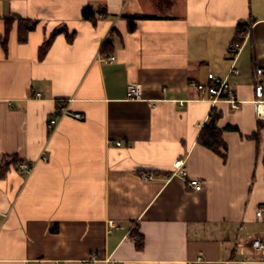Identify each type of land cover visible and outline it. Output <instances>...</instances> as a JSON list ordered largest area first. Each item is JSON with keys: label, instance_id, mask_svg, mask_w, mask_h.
I'll list each match as a JSON object with an SVG mask.
<instances>
[{"label": "crops", "instance_id": "crops-1", "mask_svg": "<svg viewBox=\"0 0 264 264\" xmlns=\"http://www.w3.org/2000/svg\"><path fill=\"white\" fill-rule=\"evenodd\" d=\"M88 5L106 13L85 20ZM158 7L0 0V167L5 157L33 165L29 173L11 165L0 176V264H81L93 256L95 264H264L251 248L264 238V216L256 215L264 204V122L255 104L264 0ZM141 14L156 17L130 18ZM249 20L232 56L237 25ZM28 23L35 28L22 39ZM209 72L228 78L239 110L191 86ZM131 83L143 88L140 99L128 98ZM215 113L227 147L219 151L199 139ZM179 158L204 182L201 191L173 173ZM150 171L158 176L141 177Z\"/></svg>", "mask_w": 264, "mask_h": 264}, {"label": "built area", "instance_id": "built-area-1", "mask_svg": "<svg viewBox=\"0 0 264 264\" xmlns=\"http://www.w3.org/2000/svg\"><path fill=\"white\" fill-rule=\"evenodd\" d=\"M101 16L103 14L101 13ZM239 50V49H238ZM238 52H231L232 56H235ZM115 56L108 57V60L113 61ZM238 71L233 68L231 74H237ZM255 104H256V113L260 121L264 122V69L259 68L256 70L255 76ZM191 86L203 96L208 97L212 101H225L230 104L232 110H239L242 104V101L237 97L235 89L232 84L229 82L228 78H224L216 74L215 72H209L206 82L191 81ZM143 95V88L139 84L131 83L127 88V96L130 99H140ZM37 97H41L40 93L36 94ZM68 112L67 106H62L60 108L61 115H65ZM77 117L81 118L80 114H76ZM58 123V118H53L50 121V127H54ZM121 143L118 142V145ZM44 160L47 159L45 154L42 155ZM174 174L180 175L185 178L186 185L188 189L194 191H201L204 188V182L201 179L189 177V170L186 164L185 159L179 158L174 162ZM19 169L22 172H31L33 165L27 162H22L19 165ZM141 177L145 180H153L158 176L156 171L143 172L140 174ZM257 217L264 216V204L261 205L256 213ZM115 226V222L111 221V227ZM135 240H138L137 237H134ZM251 248L256 253H259L264 259V238L256 237L251 242ZM96 257L85 259L81 264H95Z\"/></svg>", "mask_w": 264, "mask_h": 264}, {"label": "trees", "instance_id": "trees-1", "mask_svg": "<svg viewBox=\"0 0 264 264\" xmlns=\"http://www.w3.org/2000/svg\"><path fill=\"white\" fill-rule=\"evenodd\" d=\"M101 13H106V10L104 7H93L92 5H88L87 7L84 8L83 10V18L85 20H91V21H96V19L98 18L99 14ZM156 16L154 15H134V16H130V18L134 19H143V18H155ZM251 22L252 20L249 21H240L237 25V36L234 39L231 48H230V53L231 52H238V49L241 47L242 42H243V38L244 35H246L248 33V31L250 30L251 27ZM35 23H28V26L26 28H22L21 26V36L22 39L25 37V32L26 31H30L33 30L35 28ZM134 28V23L132 21L131 24V29ZM60 32V30L55 31L51 37H49L42 45L41 49H40V55L44 56L48 50V48L50 47V45L53 42L54 37ZM73 35V34H72ZM69 36V39H72L73 36ZM218 119H219V115L218 114H213L209 120V122H207L201 133L199 136L200 141L205 144L207 147L219 151V148L221 146H224L225 149L227 148L226 145L223 143L222 140V132L224 129H221L218 127ZM226 130H237V127L234 126H227L225 128ZM257 136V134H255V137ZM23 161H20L17 157H5L3 159L2 165L0 167V176L4 175V173L9 169V167L11 165H14L16 167H19L20 163H22ZM144 245V243L141 241L138 242V246L139 248H142Z\"/></svg>", "mask_w": 264, "mask_h": 264}, {"label": "rangeland", "instance_id": "rangeland-1", "mask_svg": "<svg viewBox=\"0 0 264 264\" xmlns=\"http://www.w3.org/2000/svg\"><path fill=\"white\" fill-rule=\"evenodd\" d=\"M155 1V3L159 4V7L167 5L168 3H170L172 0H153ZM158 7V9H159Z\"/></svg>", "mask_w": 264, "mask_h": 264}]
</instances>
